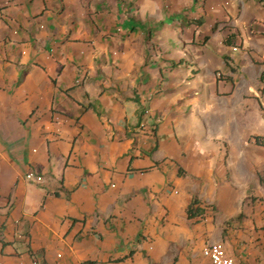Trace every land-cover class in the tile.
<instances>
[{"label":"crops","instance_id":"obj_1","mask_svg":"<svg viewBox=\"0 0 264 264\" xmlns=\"http://www.w3.org/2000/svg\"><path fill=\"white\" fill-rule=\"evenodd\" d=\"M255 63L264 0H0V264H264Z\"/></svg>","mask_w":264,"mask_h":264},{"label":"rangeland","instance_id":"obj_2","mask_svg":"<svg viewBox=\"0 0 264 264\" xmlns=\"http://www.w3.org/2000/svg\"><path fill=\"white\" fill-rule=\"evenodd\" d=\"M259 63H255L254 66L249 65V67L247 68V70L245 71V75H244V79L242 81L239 82V87L236 90V94L241 93V91L244 90V85L245 84H250L253 87H255L256 83L258 82V74L260 75V70H259V66H257ZM260 90H257V92H259ZM235 94V95H236ZM243 97H242V102L244 104H249L252 100V97L249 93H246V91L243 92ZM239 96L235 97V100L233 101V104H236L237 100H238ZM262 102L264 103V97H262ZM252 104V103H251ZM220 107V106H219ZM215 114H206V121H210V123L212 122H217L216 124H220L221 123V119H222V115L218 113V115L215 117ZM246 129H244L243 131L246 132H253L255 131L254 129H247L248 127H245ZM242 131V130H241Z\"/></svg>","mask_w":264,"mask_h":264},{"label":"built area","instance_id":"obj_3","mask_svg":"<svg viewBox=\"0 0 264 264\" xmlns=\"http://www.w3.org/2000/svg\"><path fill=\"white\" fill-rule=\"evenodd\" d=\"M233 51H236V48H232ZM27 180L34 179L35 181H41V178L34 177L32 173L27 172L25 175ZM203 257L208 260L209 264H239L233 258H230L225 253L222 243H209L205 244L201 251Z\"/></svg>","mask_w":264,"mask_h":264},{"label":"trees","instance_id":"obj_4","mask_svg":"<svg viewBox=\"0 0 264 264\" xmlns=\"http://www.w3.org/2000/svg\"><path fill=\"white\" fill-rule=\"evenodd\" d=\"M263 77H264V71H262L260 74V78L262 79ZM252 139L255 145L264 147V140L262 136L256 135L253 136ZM201 213L202 212L198 208V201L196 198H194L187 208V217L191 219L200 218Z\"/></svg>","mask_w":264,"mask_h":264}]
</instances>
